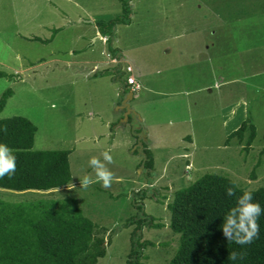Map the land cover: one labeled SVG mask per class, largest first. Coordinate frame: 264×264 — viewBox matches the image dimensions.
Masks as SVG:
<instances>
[{
    "label": "rangeland",
    "instance_id": "374dc122",
    "mask_svg": "<svg viewBox=\"0 0 264 264\" xmlns=\"http://www.w3.org/2000/svg\"><path fill=\"white\" fill-rule=\"evenodd\" d=\"M130 7L129 24L116 25L110 43L120 63L94 24L119 15L118 0H0V71L12 75L0 78V97L12 91L0 119L30 120L33 149L69 150L71 173L61 188L0 189V200L76 199L105 229L96 264H126L131 193L150 188L156 197L143 201L144 212L161 227L143 228L142 240L153 244L140 262L168 264L178 244L167 209L176 190L207 173L264 188V0H130ZM115 59L121 70L130 64L140 85L127 117V94L107 72ZM244 121L255 128L250 147L225 143ZM142 136L151 170L143 169ZM103 151L112 156L110 187L80 189V177L94 176L89 157Z\"/></svg>",
    "mask_w": 264,
    "mask_h": 264
},
{
    "label": "trees",
    "instance_id": "16d2710c",
    "mask_svg": "<svg viewBox=\"0 0 264 264\" xmlns=\"http://www.w3.org/2000/svg\"><path fill=\"white\" fill-rule=\"evenodd\" d=\"M118 1L119 15L106 21L96 20L94 24L98 33L107 37L111 55L121 60V53L111 48L110 43L116 25L129 24L131 7L130 0ZM119 66L115 64L114 69L107 72L113 75L114 81L121 83L120 89L125 95L129 89L122 78L125 72ZM1 77L11 78L12 75L0 71ZM11 95L10 89L2 93L0 111ZM36 130V126L24 117L0 119V142L14 149L16 155V171L11 178L0 177V189L44 192L70 182V151L34 150ZM233 138L239 143L245 140L244 148L248 149L255 139L254 126L242 122L225 143ZM140 146L144 155L143 169L151 170L150 150L141 140ZM227 187L233 188V196L225 194ZM244 190L230 178L216 173L204 174L189 186L176 190L167 209L169 228L178 235V244L168 264H264V212L257 220L258 235L251 244L237 245L227 241L219 229L222 214ZM249 191L253 200L264 209V188ZM155 197L150 188L131 193L135 214L124 223L125 226H134L126 264H141L144 248L153 244L142 240L143 228L161 227L144 212L143 201ZM104 231L83 215L77 200L71 197L19 203L0 200V264H96L105 256L101 235ZM231 251L243 253V258L228 261L227 255Z\"/></svg>",
    "mask_w": 264,
    "mask_h": 264
},
{
    "label": "clouds",
    "instance_id": "9594fccd",
    "mask_svg": "<svg viewBox=\"0 0 264 264\" xmlns=\"http://www.w3.org/2000/svg\"><path fill=\"white\" fill-rule=\"evenodd\" d=\"M100 157L102 159H98L96 156L89 157L87 163L93 169L94 176L85 174L80 177L78 179L80 189H86L97 182L103 188L110 187L114 176L106 165L112 162V156L109 151H103L100 153ZM15 171L16 155L14 149L6 143L0 142V177L7 176L11 178ZM225 194L233 196V188L227 187ZM262 212H264V209H262L260 203L253 200L252 192L249 190L242 191L239 196L235 197L233 205L222 214L219 229L223 237L237 245L251 244L258 235L259 225L257 220ZM242 258L243 253L236 251H231L227 255V260L233 262Z\"/></svg>",
    "mask_w": 264,
    "mask_h": 264
},
{
    "label": "built area",
    "instance_id": "2783aa9c",
    "mask_svg": "<svg viewBox=\"0 0 264 264\" xmlns=\"http://www.w3.org/2000/svg\"><path fill=\"white\" fill-rule=\"evenodd\" d=\"M125 73L129 74L125 78L126 85L128 86V89L131 93L138 92L140 90V85L138 82L135 81V79L130 75L132 69L130 66H126L124 68Z\"/></svg>",
    "mask_w": 264,
    "mask_h": 264
},
{
    "label": "water",
    "instance_id": "95a60500",
    "mask_svg": "<svg viewBox=\"0 0 264 264\" xmlns=\"http://www.w3.org/2000/svg\"><path fill=\"white\" fill-rule=\"evenodd\" d=\"M131 97H132V93H131L130 91H128V93H127L125 99H124L123 102H122V108H124V110L126 111V114H125L126 117L129 116V114H134V113L131 111V109H129V107H128V105H127V101H128L129 99H131Z\"/></svg>",
    "mask_w": 264,
    "mask_h": 264
},
{
    "label": "crops",
    "instance_id": "0c3cea01",
    "mask_svg": "<svg viewBox=\"0 0 264 264\" xmlns=\"http://www.w3.org/2000/svg\"><path fill=\"white\" fill-rule=\"evenodd\" d=\"M112 57H114V56H112ZM113 59H114V58H113ZM117 60H119V59H117ZM117 60H116V59L114 60L115 64H117V62H118ZM111 61H112V60H111ZM111 61H110V62H111ZM120 61H121V60H119V62H120ZM114 62H111V63L114 64ZM120 63H121V62H120ZM122 63H123V62H122ZM124 63H125V62H124ZM115 64H114V65H115ZM127 65L130 66V64H127V63H126L125 66H127ZM125 66H124V67H125ZM119 67H120V70H121V68L123 67V64L120 65ZM130 67H131V66H130ZM113 68H114V67H113ZM131 69H132V67H131ZM122 70H123V69H122ZM91 71H92V70H91ZM92 72H93V71H92ZM95 72H96V71H94L93 73H95ZM131 72H132V71H131ZM130 75H131V74H130ZM131 76H132V75H131ZM132 77L135 79L134 76H132ZM135 81L138 82L136 79H135ZM138 83H139V82H138ZM120 91H121V89H120ZM133 98H134V95H132L131 99H133ZM143 139H144V140L147 139L146 136H142V137H140V138L138 139V143H139V144H138V143H137V144L139 145V148H141V146H140V140L143 141Z\"/></svg>",
    "mask_w": 264,
    "mask_h": 264
},
{
    "label": "flooded vegetation",
    "instance_id": "af4514ba",
    "mask_svg": "<svg viewBox=\"0 0 264 264\" xmlns=\"http://www.w3.org/2000/svg\"><path fill=\"white\" fill-rule=\"evenodd\" d=\"M126 95V94H125Z\"/></svg>",
    "mask_w": 264,
    "mask_h": 264
}]
</instances>
